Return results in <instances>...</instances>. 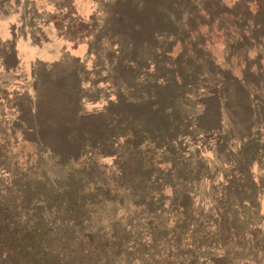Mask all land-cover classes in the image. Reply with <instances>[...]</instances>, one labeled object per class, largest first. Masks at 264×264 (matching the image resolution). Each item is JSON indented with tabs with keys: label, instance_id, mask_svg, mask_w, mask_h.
Segmentation results:
<instances>
[{
	"label": "rangeland",
	"instance_id": "rangeland-1",
	"mask_svg": "<svg viewBox=\"0 0 264 264\" xmlns=\"http://www.w3.org/2000/svg\"><path fill=\"white\" fill-rule=\"evenodd\" d=\"M110 1L0 0V91L24 112L0 143L20 163L59 144L112 154L128 127L168 177L182 163L195 202L240 199L217 224L249 253L264 232V0H112L102 26Z\"/></svg>",
	"mask_w": 264,
	"mask_h": 264
},
{
	"label": "trees",
	"instance_id": "trees-1",
	"mask_svg": "<svg viewBox=\"0 0 264 264\" xmlns=\"http://www.w3.org/2000/svg\"><path fill=\"white\" fill-rule=\"evenodd\" d=\"M113 5L103 7L102 26ZM8 95L0 91V121H18L24 112ZM127 130L131 140L112 154L59 144L46 147L47 162H15L0 143V264H264V232L249 236L242 246L249 253L241 254L232 229L218 227L238 197L195 202L200 195L182 163L173 159L171 181L160 150Z\"/></svg>",
	"mask_w": 264,
	"mask_h": 264
}]
</instances>
